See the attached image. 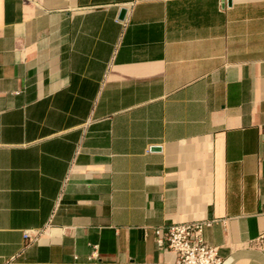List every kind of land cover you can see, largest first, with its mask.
Here are the masks:
<instances>
[{
    "label": "crops",
    "instance_id": "obj_1",
    "mask_svg": "<svg viewBox=\"0 0 264 264\" xmlns=\"http://www.w3.org/2000/svg\"><path fill=\"white\" fill-rule=\"evenodd\" d=\"M206 219L264 264V0H0V264H177L155 227Z\"/></svg>",
    "mask_w": 264,
    "mask_h": 264
},
{
    "label": "built area",
    "instance_id": "obj_2",
    "mask_svg": "<svg viewBox=\"0 0 264 264\" xmlns=\"http://www.w3.org/2000/svg\"><path fill=\"white\" fill-rule=\"evenodd\" d=\"M119 22L121 19H117ZM216 220H194L183 223H172L161 227H155L157 244L166 247L177 254V264H224L223 257L217 246L212 245L205 239V230ZM44 229H25L24 238L30 242L37 240ZM264 245V231L260 235ZM93 250L84 264H102L99 254V246L92 245ZM4 264H17V255H13Z\"/></svg>",
    "mask_w": 264,
    "mask_h": 264
},
{
    "label": "water",
    "instance_id": "obj_3",
    "mask_svg": "<svg viewBox=\"0 0 264 264\" xmlns=\"http://www.w3.org/2000/svg\"><path fill=\"white\" fill-rule=\"evenodd\" d=\"M231 2V0H228V3H230ZM124 13H125V10L123 9L122 10V16L124 15ZM155 148H157V147H155Z\"/></svg>",
    "mask_w": 264,
    "mask_h": 264
}]
</instances>
